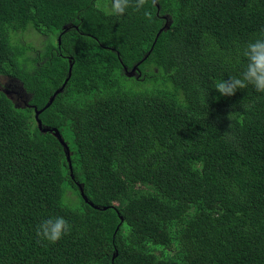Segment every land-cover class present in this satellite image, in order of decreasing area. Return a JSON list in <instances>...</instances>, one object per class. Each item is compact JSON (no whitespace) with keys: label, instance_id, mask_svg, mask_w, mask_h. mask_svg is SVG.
I'll return each mask as SVG.
<instances>
[{"label":"trees","instance_id":"obj_1","mask_svg":"<svg viewBox=\"0 0 264 264\" xmlns=\"http://www.w3.org/2000/svg\"><path fill=\"white\" fill-rule=\"evenodd\" d=\"M105 1L0 0L2 84L29 95L0 91V264H264V93L214 89L264 0ZM35 31L60 47L37 51ZM119 58L139 76L101 84ZM50 216L71 225L55 245L36 236Z\"/></svg>","mask_w":264,"mask_h":264},{"label":"clouds","instance_id":"obj_2","mask_svg":"<svg viewBox=\"0 0 264 264\" xmlns=\"http://www.w3.org/2000/svg\"><path fill=\"white\" fill-rule=\"evenodd\" d=\"M155 2L156 0H151L153 6L155 5ZM148 3L149 0H111L110 13L116 16H124L128 9L131 8L135 11H140ZM144 15L148 20L152 19L150 12L145 11ZM56 39V44L51 40L52 50H56L61 45V37L59 36ZM117 55L119 57V53H117ZM240 55L246 60L240 74L238 76H229L228 80L223 79L217 81L214 85V89L225 97L233 96L237 90H243L249 85L253 86L256 92L264 93V30H261L256 38L243 45L240 50ZM66 57L68 56L66 55ZM68 61L69 71L72 72L74 61L70 57H68ZM118 61L121 65V71L112 72L106 67L104 70L107 74L97 75L101 84L105 85L112 83L121 73H124L127 78L131 76H139L138 71L140 70L141 61H134L131 66L126 65L121 58H119ZM130 74L132 75L130 76ZM67 78L65 79V82ZM65 82L55 91V96L59 92L64 91L66 85L68 84V82ZM52 100L53 98L50 100L48 105L52 103ZM224 136L231 138L229 131L225 132ZM72 176L73 172L71 173V177ZM61 204L65 207H75L78 204V199L70 191H65L61 197ZM70 229L71 225L63 217L50 216L37 224L36 236L42 242L47 241V244L55 245L64 238V235L69 233Z\"/></svg>","mask_w":264,"mask_h":264},{"label":"rangeland","instance_id":"obj_3","mask_svg":"<svg viewBox=\"0 0 264 264\" xmlns=\"http://www.w3.org/2000/svg\"><path fill=\"white\" fill-rule=\"evenodd\" d=\"M99 7L102 9L110 12V2L105 1L104 4H99ZM57 43V39L55 37H50L47 35H42L39 32L35 31V33H32V37L28 39V41L34 46L38 47L37 51H41L44 53L50 52V48L52 46V42ZM16 41L13 40V43ZM42 43V44H41ZM29 48H33L29 46ZM142 61L140 62V65L142 66ZM2 83H6V79L4 77H0V91L2 92V87L4 88L5 92L7 95H9L12 100L14 101L13 104L17 107L20 106H25L26 103L29 101V95L26 94L22 88L21 83H14L13 85H8L7 86H12V87H6Z\"/></svg>","mask_w":264,"mask_h":264},{"label":"water","instance_id":"obj_4","mask_svg":"<svg viewBox=\"0 0 264 264\" xmlns=\"http://www.w3.org/2000/svg\"><path fill=\"white\" fill-rule=\"evenodd\" d=\"M168 26V22L166 23V26H165V28ZM162 32V31H161ZM160 32V33H161ZM132 74H130V76H131ZM70 77H71V71H69V76H68V78H67V80H66V82L65 83H67L68 81H69V79H70ZM69 164H70V171H71V173H72V167H71V162H69Z\"/></svg>","mask_w":264,"mask_h":264}]
</instances>
